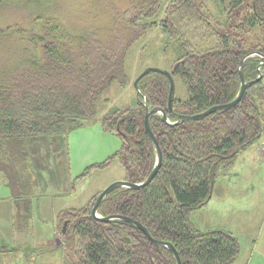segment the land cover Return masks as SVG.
Listing matches in <instances>:
<instances>
[{
  "label": "trees",
  "instance_id": "16d2710c",
  "mask_svg": "<svg viewBox=\"0 0 264 264\" xmlns=\"http://www.w3.org/2000/svg\"><path fill=\"white\" fill-rule=\"evenodd\" d=\"M13 1L0 4L17 3L16 9L31 17L30 28L16 31L20 40L15 62L0 65V158L13 165L26 162L30 147L41 137L95 118L96 105L107 90L125 81L129 48L152 27L160 26L175 44L176 60L169 71L183 81L188 98L175 97L170 114L169 79L151 71L139 81L143 94L134 108L103 118L104 129L115 132L122 145L113 157L90 168L104 169L118 158L129 182L144 181L156 163L145 130L144 96L150 108H164L172 122L178 114L201 113L233 101L241 87V60L250 52L264 55V0H212L215 10L209 9L208 0H130L124 10L115 9L107 36L85 27L77 31L63 22L54 0ZM163 7L165 17L156 21ZM253 36L261 42L255 44ZM209 40L213 44L203 47ZM260 62V55L244 61L246 81L258 78ZM260 71L262 78L227 111L176 126L152 115L150 125L163 151L158 174L141 189L112 191L99 214L140 222L155 239L171 242L182 264H233L239 255L237 238L225 230L201 231L189 214L208 202L216 179L264 134V65ZM96 198L59 214L69 225L62 236L71 242L72 264H177L166 247L155 245L135 225L95 219Z\"/></svg>",
  "mask_w": 264,
  "mask_h": 264
},
{
  "label": "rangeland",
  "instance_id": "374dc122",
  "mask_svg": "<svg viewBox=\"0 0 264 264\" xmlns=\"http://www.w3.org/2000/svg\"><path fill=\"white\" fill-rule=\"evenodd\" d=\"M208 2L209 9L215 10V3ZM54 4L62 21L77 31L85 27V31L107 36L114 25L115 9L124 10L130 0H54ZM17 5L0 4V31L14 28L0 34L1 66L15 62V45L20 40L16 31L31 26L28 12L16 9ZM164 17L163 7L153 19ZM252 39L255 44L261 42L254 36ZM211 42H204L203 47L211 46ZM174 50L175 44L169 42L160 26L150 28L129 48L125 81H116L107 90L96 105L95 118L41 137L30 147L28 159L22 164L13 165L8 158H0V246L4 250L26 247L25 251L5 250L0 254V263L72 264L71 242L62 236L69 225L65 226L59 214L86 206L107 186L125 177L118 158L104 169L90 168L113 157L122 145L115 132L104 129L103 118L118 109L134 108L138 100L135 80L150 67L170 70L176 60ZM175 83V97L186 100L183 81L176 78ZM23 204H28V221L36 234L32 230L28 236L19 230L13 232L11 218ZM189 220L204 232H231L239 243V255L233 264H264V134L242 150L232 168L216 179L210 199L193 210Z\"/></svg>",
  "mask_w": 264,
  "mask_h": 264
},
{
  "label": "water",
  "instance_id": "95a60500",
  "mask_svg": "<svg viewBox=\"0 0 264 264\" xmlns=\"http://www.w3.org/2000/svg\"><path fill=\"white\" fill-rule=\"evenodd\" d=\"M254 55H260L261 56V62H260V66L258 68V72H259V76L257 79L252 80V81H246L245 77H244V70H243V63L244 61L250 57V56H254ZM264 65V55L258 53V52H250L248 53L246 56H244V58L241 60L240 62V66H239V74H240V81H241V87H240V91L238 93V95L236 96V98L226 104H221V105H216V106H212L209 109L198 113V114H194V115H183V114H178L177 116V120L172 122L169 119L168 116V112H166V110L164 108L161 107H155V108H150L148 103H147V99L144 96V105L146 108V114H145V130L146 133L148 134L154 148H155V152H156V163L155 166L153 168V170L151 171V173L148 175V177L139 183H133V182H129L127 180H120V181H115L112 184H110L109 186H107L102 192H100L95 200L93 209H92V215L95 219L100 220L102 222L105 223H110L113 220H123L126 222H129L133 225H135L136 227H138L155 245L157 246H164L166 247L174 256L177 264H182L181 261V257L179 255V252L177 251L176 247L168 241H164V240H158L155 239L150 231L143 226L140 222L130 218V217H126V216H122V215H110V216H106V217H102L99 214V209L101 206L102 201L105 199V197L107 195H109L112 191H114L117 188H131V189H141L147 185H149L153 179L156 177V175L158 174L161 166H162V162H163V151L161 149V146L154 134V132L152 131L151 125H150V119L152 115H161L162 116V120L164 123L170 125V126H176L179 125L181 123H186V122H190V121H198V120H202L205 117H207L208 115L217 112V111H227L233 107H235L236 105H238L244 98L247 89L255 84L258 80H260L262 78V73L260 71L261 66ZM151 71H155L158 73H162L164 75H166L169 79L170 82V91H169V96H168V111L170 114H174L173 111V102L175 99V91H176V83H175V79L172 76V74L170 73L169 70H165V69H161V68H147L145 69L139 76L138 78L135 80V88H136V92L137 95L139 97V95L143 94L142 90L139 86V81L142 77H144L145 75H147L148 73H150ZM66 226V223H65ZM65 229V227H64Z\"/></svg>",
  "mask_w": 264,
  "mask_h": 264
},
{
  "label": "crops",
  "instance_id": "0c3cea01",
  "mask_svg": "<svg viewBox=\"0 0 264 264\" xmlns=\"http://www.w3.org/2000/svg\"><path fill=\"white\" fill-rule=\"evenodd\" d=\"M30 213L31 212L29 211L28 204H26V205L23 204L22 207L19 208L18 211L13 213V216L11 218L12 219V223L11 224H12V227L14 229L13 232L15 231V233H16L19 230V232L21 234H23L25 236H28L30 234V231L32 230V233L36 234V230H35L34 226H32L30 224V222L28 221L29 220V215L31 216ZM191 222H192V220H191ZM31 228H33V229H31ZM38 233H42L39 228H38ZM39 241H41V238H39ZM27 242L28 241H23L24 244H26ZM4 248H6V247H4ZM25 249H26V247H19V248L15 247V248H11V249H7L6 248L5 250H10V251L23 250V251H25ZM5 250L3 249V246L2 247L0 246V254H4V252H6ZM0 264H3V263H0Z\"/></svg>",
  "mask_w": 264,
  "mask_h": 264
}]
</instances>
